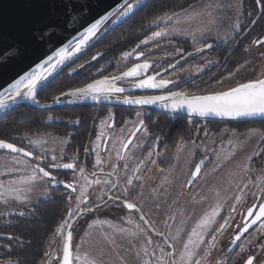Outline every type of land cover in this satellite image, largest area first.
I'll use <instances>...</instances> for the list:
<instances>
[{"label": "flooded vegetation", "instance_id": "1", "mask_svg": "<svg viewBox=\"0 0 264 264\" xmlns=\"http://www.w3.org/2000/svg\"><path fill=\"white\" fill-rule=\"evenodd\" d=\"M131 3L135 4V1L132 0ZM146 4L107 32L109 27L118 19L122 7L107 27L101 31L99 29L100 32L98 31L99 33L79 53L72 54L56 70V73L47 82V87L40 86L37 88L35 101L17 98L15 102H19V104L0 117V124H3L6 133L0 140H5L25 151H30L32 155L24 157L8 151H0V153L7 154L12 159L13 156L23 159L31 166L44 167L52 172L57 181H63V183L55 185H52L51 181L42 182L47 187L49 194L47 199L62 201L65 213L58 221L43 255H40L38 264H42L47 257L45 255L48 253L47 247L55 236L57 237L54 240L55 262L57 264L61 262L64 236L67 235L68 231H71L73 241V227L77 220L83 216L106 213L110 215L108 220L113 219L115 221L117 216L120 218L121 212H128L132 217H140L142 212L129 210L124 207V203L132 202L139 208L137 200L140 188L155 177L154 172L157 170L162 172L168 168L170 156L166 158L164 156L167 153L174 155L177 148L187 142L188 133L189 136L191 134L193 137V131L189 128L191 125H188V121L192 123L198 121L223 122L189 118L166 112L173 100L157 101L154 104H126L124 103L125 99L167 97L171 93L183 94L189 99L204 96L202 91L216 82L221 75L234 69L237 59L243 57L247 48L258 49V55L264 54V46L252 43L254 39L264 38V30L257 28V23L264 15V9L261 8L260 19L250 28L252 21L258 15L257 5L256 14L251 22L244 24V27L237 32L232 31L227 42L220 45L212 42L204 43L197 49L194 47L196 45H188L185 40H172L166 35L168 31L164 32L163 36L149 39L153 33L163 29L159 27L162 23L180 11L174 10L161 18L160 16L170 11L166 10L159 13L156 12L158 9L148 11L149 8L145 6ZM243 14L246 17L249 15L246 12ZM136 19H138L135 21L137 24L130 27L133 22L130 20ZM247 19L249 18H244V22ZM165 35L168 38H165ZM143 41H147V43H142ZM156 42L164 45L167 44L166 42L171 44H168L165 50L162 49L160 52L152 54L150 53L151 46L158 44ZM206 45H212V47L202 51L207 48ZM131 48H134L135 51L128 52L127 50ZM72 49L73 47L70 51ZM125 52L131 53V55L125 58L123 56ZM209 52L215 54L214 58L205 57L204 60L203 55ZM140 53L143 55L138 56ZM93 56L96 57L95 60L92 59ZM122 59H125L124 66L116 67L115 64ZM145 62H148L150 67L144 70L140 76L123 77L114 82L115 87L124 89L122 92L113 93L106 98L101 96L96 100L91 97L77 98L68 95L73 90L85 87L88 83H93L96 80H102L105 77L110 80L112 77H120L123 72L128 71L136 64ZM207 65L209 66L203 69ZM148 77H154L157 83L175 81L177 85L164 84L161 87L152 88L136 87L140 79H147ZM20 90L23 92L24 87ZM8 96L3 98L5 102L11 101ZM56 97L60 98L59 103L55 102ZM166 104L168 107L165 106ZM141 121H143L142 125ZM259 121L264 122V119L241 122ZM129 140H131V145L127 149L123 148L122 145L127 144ZM32 141H39V143L33 145ZM193 155L195 158L200 156L195 147H193L191 157ZM54 156L57 158L55 161L53 160ZM97 159L101 161L100 165H97ZM201 160H204L203 171V168H206L211 162L212 157H203ZM140 161H144V163L140 164ZM54 163H74L75 170L64 169L63 167L51 168L50 165ZM113 166H115V171ZM137 166L140 168L139 172L134 171ZM81 169L84 170L83 173H81ZM191 169V172L194 171L195 165ZM129 176L133 178L132 186L126 184ZM96 181H100V183H96ZM67 183H71L76 191L66 189L64 184ZM114 183L117 185L116 188H112ZM193 184L187 185V187L192 188ZM81 187L89 189L90 194L86 195L83 202L78 203L77 197L80 195ZM125 187H128L127 195L123 191ZM115 197H119V199ZM261 202L263 201L255 196L247 205L240 203L233 215L228 217V227L224 234L226 264H244L248 255L255 258V263L261 256V246H264V236L261 234H258L243 251H239L241 241L259 224L236 244L231 243L244 223L251 219L246 218L248 208H253V212H256ZM253 205L257 207H253ZM69 208L73 210L74 215L72 217L68 216ZM34 209L35 206H33ZM87 209L91 210L88 211ZM77 211L79 215H75ZM25 217L17 216L12 218L13 221L10 224H0V244L5 245V249L10 250L8 242L20 244L17 241H12L8 229L16 219ZM127 218L130 217L127 216ZM137 218L134 221L137 222ZM63 220H67L72 228L65 227L64 236H59L57 229ZM148 222L147 227L150 229L151 222L149 220ZM1 240H7V242L2 243ZM4 264L14 263L7 262Z\"/></svg>", "mask_w": 264, "mask_h": 264}, {"label": "rangeland", "instance_id": "2", "mask_svg": "<svg viewBox=\"0 0 264 264\" xmlns=\"http://www.w3.org/2000/svg\"><path fill=\"white\" fill-rule=\"evenodd\" d=\"M191 6V8L186 7V13L181 10L178 12V16L172 15L159 27L163 28L164 32L168 31L166 35L172 40H185L188 45H196L194 47L197 49L202 44L209 42L217 45L223 44L227 42L232 31L237 32L244 27V24L250 23L248 19L244 22L246 16L243 13L248 9L246 0H199ZM118 11H115L102 23L100 31L109 25ZM166 35L164 37L168 38ZM156 43L158 44L151 46L150 53L152 54L158 53L162 49L165 50L168 44H171L168 42L165 45L160 42ZM72 47H74L73 43L67 47V50L70 51ZM131 47L133 46L131 45ZM133 50L134 48H131L127 51L132 52ZM214 55L209 52L204 54L203 58L204 60L205 57L212 59ZM124 61L125 59L119 60L115 66L121 68L125 64ZM258 78H264V54L258 55V49L253 50L249 47L243 57L237 59L235 68L221 75L216 82L202 91V95L227 91L241 83ZM176 83L170 81L167 84L175 86ZM23 87L21 86V88ZM10 94L7 91L0 98L3 99ZM188 125H191L189 128L193 131V137L188 133L185 145H180L174 155L167 153L164 157L170 156L168 168L162 172L158 170L154 172L155 177L139 190L138 205L142 209L145 219L151 222L150 229L140 220V217H132L128 212H121L120 218L117 216L115 221L108 220L110 215L106 213L83 216L77 220L73 227L72 253L74 257H80L77 264H87V261L91 260L97 261L98 264H145V262L158 264L157 257L161 255V248L165 252L173 253L172 257H165L166 259L175 261V264H181L184 244L192 229L206 213H211L218 204L222 207L219 209L216 222L204 233L205 242L196 249L193 261L200 259L201 264H217V262L226 264L224 234L228 226L222 232H216L215 229L219 227V224L224 223L225 218L228 219L233 215L232 205H235V210L240 203L247 205L255 197L254 193L259 192L255 184L249 183L248 188H244V184L249 180L256 181L257 177L264 172V156H253L254 153L264 149V139L259 134L249 135L252 129L264 131V122L208 123L198 121L192 123L188 121ZM193 147L199 151L200 156L197 158L194 155L191 157ZM225 156H228L229 159L225 160ZM203 157H212V160L206 168H203L192 188H188L187 180L190 177L191 167ZM249 157H253L251 166L255 172L246 174L243 171V166L249 162ZM217 163L220 164L219 168L215 167ZM31 174L32 169L29 163L16 164L11 156L0 153V185H3L0 192L9 186L11 181ZM17 186L31 190L23 192L22 195L27 199L20 201L9 197L5 203V198L0 197L1 225L10 224L13 221L12 218L17 216H31L33 206H37L49 197L46 184L42 182L34 183L31 186ZM241 188H244V192L241 201L237 203L234 197L241 194ZM88 194H90V190L85 189V195ZM5 196H7L6 193ZM135 218L138 219L137 222L134 221ZM129 219L132 220L131 224L128 223ZM94 221L105 223L93 224ZM109 223L112 225L111 228ZM90 224L93 227L90 228ZM140 228H143L144 231L140 232ZM118 229L127 231L121 233L116 231ZM134 232L137 235H131ZM157 233H161V235ZM258 234L264 236V229H260L259 226L241 241L239 251H241V245L246 248ZM212 235L216 236L215 241H212ZM105 236L109 240L114 239L115 243L103 242ZM55 237L47 247L48 255L42 264H57L55 262ZM148 239H151V245L147 243ZM5 247L0 244V255L3 252L13 253V250L5 249ZM145 249H147V253H145ZM206 252L207 255H205ZM254 264H264V250Z\"/></svg>", "mask_w": 264, "mask_h": 264}, {"label": "snow or ice", "instance_id": "3", "mask_svg": "<svg viewBox=\"0 0 264 264\" xmlns=\"http://www.w3.org/2000/svg\"><path fill=\"white\" fill-rule=\"evenodd\" d=\"M76 3H79V0H76ZM255 5L261 6L264 9V0H255ZM138 6L141 5V0H135V4L131 2H127L123 9L119 12L118 19L120 17H127L130 13H133L134 9L138 10ZM75 8V4L71 6ZM192 6L189 5V8ZM183 12H187V9L182 10ZM87 12L86 6H81V17L83 14ZM70 14V6L65 4L63 0H27L26 10L22 12L13 22V28L15 32L25 37L28 41L34 42L37 38V35L43 39L46 35V30L51 29L54 26H57L61 20L66 23L68 21ZM174 16H178L179 13H174ZM199 15V13H197ZM251 15V14H249ZM107 16L101 18V20H97L95 23H92L90 27L86 29L83 34V38L79 39L75 42V46L72 49V52L69 53L65 48H61L55 55V58L48 57L46 61L41 64H38L34 69L28 71L24 75L20 76L19 79L15 81V83L11 84V86L6 89L11 95L8 96V99L15 102L17 98H23L26 100L35 101L37 88L47 87V82L49 79L56 73V70L65 63V61L73 54L79 53L82 48L89 42L92 37L97 34V29L102 22V20L107 19ZM256 23L255 20L252 21L254 25ZM238 27V26H234ZM165 33L163 30L159 32L153 33L152 37L149 39H155L156 37L163 36ZM142 43H147V41H143ZM254 45L264 46V38L254 39L252 41ZM206 47L211 48L212 45H206ZM135 51V49L133 50ZM131 53L125 52L123 56L125 58L129 57ZM143 55L142 53L138 54ZM93 60L96 59L95 56L92 57ZM150 67L148 62L143 64H136L134 67L130 68L128 71L123 72L120 77H112L111 80L108 77H105L102 80H96L93 83H88L85 87L77 88L72 92L68 93L72 97H91L96 100L101 96L105 98L108 95L113 93H119L124 91L122 88L115 87L114 82L116 80L122 79L123 77H138L140 74ZM239 71V69H237ZM170 83V81H160L159 83L155 82L154 77H148L147 79H140L139 83L136 87L139 88H152V87H161L164 84ZM21 85L24 86V91L20 90ZM173 100L174 103L171 105V109L173 111L182 110L187 108V111L192 114H198L201 116L213 114L217 116H261L264 117V78H258L246 83H241L236 87L230 88L227 91H223L213 95H204V96H196L189 99L187 96L179 93H171L169 96H153V97H141L136 100H128L125 99L124 103L131 104H154L157 101H167ZM60 98L56 97L55 102L59 103ZM5 100L0 98V108L6 107ZM168 107V105H165ZM141 125L143 121L140 122ZM259 134L262 139H264V131L252 129L249 132V135ZM134 135V134H133ZM33 145L39 143V141H32ZM231 143V142H230ZM131 145V140L127 144H123L122 147L127 149ZM0 149L8 150L10 153L15 154H23L24 157H29L32 155L30 151H25L21 147H16L12 143H8L5 140H0ZM219 156V154H217ZM253 156L261 157L264 156V149L261 152L254 153ZM123 158V157H121ZM57 158L54 156L53 160L55 161ZM225 160H228L229 157L225 156ZM253 157L248 158V163L243 166V171L247 173L255 172V169L252 168L251 162ZM13 161L16 164H26V161L23 159H16L13 156ZM97 165L101 164V161L97 159ZM144 161H140V164H143ZM155 163V161H153ZM204 164V160H201L199 163L195 164V170L190 173V178L187 180V184H193L198 178L200 172L202 171V165ZM51 168H60L75 170L74 163H54L50 165ZM127 168V165H125ZM216 168L220 167V164L217 163ZM32 174L26 177H22L18 180H13L10 182V185L3 191L0 192V197L5 198V203H7V198H12L17 201L22 199H27V197L23 196L22 193L26 191H30V188H21L17 185H29L31 186L37 182L48 183L51 181L52 185L63 183V181H57L55 176L52 174L50 170H46L44 167H40L39 165L31 166ZM113 170L115 171V166H113ZM83 169H81V173H83ZM135 172H139L140 168L137 166L134 169ZM139 179V177H137ZM96 183H100V181H96ZM108 183V181H105ZM249 183L255 184V187L259 189V192L254 193L257 199L264 201V172L260 176L257 177L256 181L249 180L248 183L244 184V188H248ZM127 186L133 185V178L129 176L126 181ZM3 185H0L2 188ZM66 189H71L73 192L76 191L75 187L71 183L64 184ZM117 185L112 184V188H116ZM244 188L240 189L241 194H237L234 199L237 203H239L242 199V194L244 192ZM124 194L127 195L128 187L123 189ZM5 193L7 196H5ZM119 199V197H115ZM86 199L85 189L82 187L80 191V195L77 197V202H83ZM124 207L129 210H135L136 212H142V209L138 208L135 203L125 202ZM222 205H217L216 208L213 209L211 213H206L196 224V227L192 229L191 233L188 236L187 242L184 244V252L182 253V261L181 264H201L200 259H196L193 261V257L196 255V249L200 248L201 244L204 243V233L208 231V229L216 222V217L219 215V209ZM253 207H257L253 205ZM258 211L253 212V208H248L247 210V218H251L250 222L244 223L243 227L240 228L239 234H237L231 241L232 244H236L237 241L241 239V235L247 232L252 225L257 224L259 222V228L264 229V202H261L258 205ZM90 211L91 209H87ZM232 211H235V205H232ZM231 214V213H230ZM23 215V213H21ZM74 215L73 210L71 208L68 209V216L72 217ZM75 215H79L77 211ZM140 220L144 222V224H148V220L145 219L144 215L141 214ZM103 224V221H94L93 224ZM128 223L131 224L132 220L129 219ZM228 220L224 219V223L219 224V227L215 229L216 232H222V230L227 226ZM67 227L68 229L72 228V225L65 220L57 229V234L64 236V229ZM89 227H93L92 224ZM109 227L112 225L109 223ZM121 233L126 232V229H118ZM140 232H143L144 229L140 228ZM161 235V233H157ZM131 235L135 236L137 233H131ZM71 240L72 233L71 231L67 232V235L64 236L63 242V256L60 264H77L80 261L79 256H73L71 252ZM216 240V236L212 235V241ZM107 243H115L114 239L109 240L107 236L104 237V241ZM147 243L151 245V239L147 240ZM241 250H244V246L241 245ZM262 250H264V246H261ZM145 253H147V249H145ZM161 255L157 257L158 264H175V261L171 259H166L165 257H172L173 253L165 252L163 248L160 249ZM208 253L206 252L205 255ZM45 255H48L45 253ZM186 258V259H185ZM255 258L252 255H248L247 259L244 261V264H254ZM87 264H98L97 261L91 260L87 261ZM145 264H151V262H145ZM219 264V262H217Z\"/></svg>", "mask_w": 264, "mask_h": 264}, {"label": "water", "instance_id": "4", "mask_svg": "<svg viewBox=\"0 0 264 264\" xmlns=\"http://www.w3.org/2000/svg\"><path fill=\"white\" fill-rule=\"evenodd\" d=\"M131 1L132 0H79V3H76V0H63L65 4L70 6L68 21L65 23L62 19L57 26L46 30V35L43 37V39L37 35L36 40L31 42L25 37L18 35L13 28L14 20L26 10L27 0H0V97L6 92V89H8L11 84L15 83V81L20 78V76L34 69L38 64L46 61L48 57H53L61 48H66L69 46L78 36L86 31V29L90 27L92 23H95L97 20H101V18L104 16L109 18L115 11L120 10L126 5L127 2ZM147 2L148 0H143L141 1V5L143 6ZM73 4H75V8L71 7ZM81 6H86L87 8V12H85L82 17L80 15ZM142 6H138V9ZM257 8L258 15L255 19L256 22L260 19L262 14L261 7L257 6ZM135 11L136 9H134L133 13ZM133 13H130L127 17H120L117 19L109 27L107 32L114 29ZM254 25L252 24L250 28H252ZM207 49L208 47L202 51H206ZM5 103L7 106L0 108V117L8 113L11 109L19 104V102L11 101ZM173 103L174 101L169 104V109L166 110V112L189 118L225 122L264 119V117L261 116L231 117L217 116L213 114L201 116L195 113L190 114L187 111V108L173 111L171 109V105ZM0 151L8 150L0 149ZM20 155L23 154L21 153ZM258 210L259 209H257V211ZM258 224L259 222H257L255 225H252L247 232L241 235V238ZM237 234H239V232Z\"/></svg>", "mask_w": 264, "mask_h": 264}, {"label": "trees", "instance_id": "5", "mask_svg": "<svg viewBox=\"0 0 264 264\" xmlns=\"http://www.w3.org/2000/svg\"><path fill=\"white\" fill-rule=\"evenodd\" d=\"M198 1L199 0H148L145 6L149 8L148 11L158 9L156 11L157 13L166 10L170 11L160 16L162 18L174 10H184L187 6L194 5ZM246 6L248 9H246L245 12L251 14L247 16L249 18L248 20H250L249 22H251L257 11L255 0H246ZM137 20L138 19L130 20L133 21L130 27H133L134 24L136 25L137 22L135 21ZM257 26L258 29L264 30V15L257 23ZM5 134L3 124L1 123L0 139H3ZM64 213L65 207L62 201L47 199L35 206L31 216L16 219L9 226L8 233H10L12 241H17L20 244L8 242L13 253L8 254L3 252V255H0V264L7 262H12L14 264H38L40 255H43L50 238L53 236L56 225ZM5 241L7 242V240H1L2 243H6Z\"/></svg>", "mask_w": 264, "mask_h": 264}, {"label": "bare ground", "instance_id": "6", "mask_svg": "<svg viewBox=\"0 0 264 264\" xmlns=\"http://www.w3.org/2000/svg\"><path fill=\"white\" fill-rule=\"evenodd\" d=\"M106 19H104V20H102V22L100 23V25H99V27H98V29H97V33H98V31H99V28H100V26L102 25V23L105 21ZM85 32V31H84ZM84 32L80 35V36H78L72 43H73V45L75 46V42L77 41V40H79V39H82L83 38V34H84ZM93 38V37H92ZM91 40V39H90ZM89 40V41H90ZM71 43V44H72ZM68 47V46H67ZM67 47L65 48L66 50H67ZM74 48V47H73ZM67 52H69V53H71L72 52V50L71 51H68L67 50ZM74 54V53H73ZM56 55V54H55ZM55 55L53 56V58H55ZM69 59V58H68ZM21 86H23V85H21ZM7 92V91H6ZM5 92V93H6ZM4 93V94H5Z\"/></svg>", "mask_w": 264, "mask_h": 264}]
</instances>
